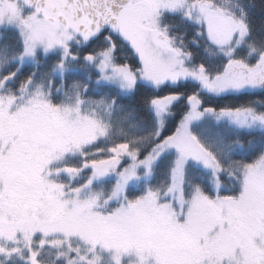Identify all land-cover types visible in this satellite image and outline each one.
I'll list each match as a JSON object with an SVG mask.
<instances>
[{
  "label": "snow or ice",
  "instance_id": "snow-or-ice-1",
  "mask_svg": "<svg viewBox=\"0 0 264 264\" xmlns=\"http://www.w3.org/2000/svg\"><path fill=\"white\" fill-rule=\"evenodd\" d=\"M0 264H264V0H0Z\"/></svg>",
  "mask_w": 264,
  "mask_h": 264
},
{
  "label": "trees",
  "instance_id": "trees-1",
  "mask_svg": "<svg viewBox=\"0 0 264 264\" xmlns=\"http://www.w3.org/2000/svg\"><path fill=\"white\" fill-rule=\"evenodd\" d=\"M230 102H232V101H223V103H230Z\"/></svg>",
  "mask_w": 264,
  "mask_h": 264
}]
</instances>
